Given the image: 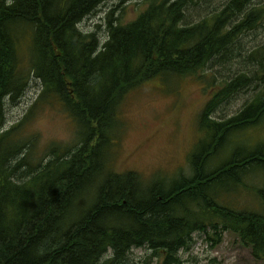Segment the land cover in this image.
<instances>
[{"label": "trees", "instance_id": "1", "mask_svg": "<svg viewBox=\"0 0 264 264\" xmlns=\"http://www.w3.org/2000/svg\"><path fill=\"white\" fill-rule=\"evenodd\" d=\"M108 1L0 0V264H125L141 247L157 264H181L180 252L209 229L233 233L264 259V139L238 142L239 133L264 131V88L218 117L253 82L264 86V45L249 54L252 76L207 75L259 27L264 4L227 0L197 16L201 0H147L135 20L111 17L103 42L78 26ZM187 77L212 80L188 172L115 171L128 95L151 79L168 88ZM33 78L37 101L60 102L76 125L71 143L43 155H33L38 139L25 131L30 115L5 126L7 103Z\"/></svg>", "mask_w": 264, "mask_h": 264}, {"label": "rangeland", "instance_id": "2", "mask_svg": "<svg viewBox=\"0 0 264 264\" xmlns=\"http://www.w3.org/2000/svg\"><path fill=\"white\" fill-rule=\"evenodd\" d=\"M226 1H199L203 9L197 16H203L208 12L207 8L220 7ZM146 2L147 0H110L78 27L85 33H97L101 41L105 42L111 17L122 18L125 23L135 20ZM254 2L264 4V0ZM262 45L264 19L259 22V27L247 31L241 37L239 44L234 46V54L229 61L209 65L207 75L216 76L218 80L215 83L235 77L243 71L252 76L258 69V64L250 61L249 54ZM211 85V79L187 77L167 88L160 78H155L135 88L128 95L122 109L124 130L116 150L115 171H135L145 179H151L158 173L169 177L176 176L181 171L187 173L188 156L200 138L198 117L210 97ZM256 87L260 90L264 88L253 82L248 88L250 91L243 90L224 103L219 108L218 117L227 119L238 112L256 95ZM41 91V83L33 78L24 97L6 105V128L21 123L30 115L25 123V131L27 136L38 139L33 155H43L52 143H71L76 132L75 122L60 102L37 101ZM258 132L250 129L239 133L238 142L240 145H247L242 141L247 139L248 144H254L256 140H263L264 131L261 134ZM251 199V196L244 194L239 202L249 205ZM216 235L218 234L214 229L196 233L190 248L180 252L181 264H264V259H255L250 248L244 246L238 236L230 232ZM149 250L148 247L134 248L126 256L125 264H145L149 258V264H157L152 257L153 252Z\"/></svg>", "mask_w": 264, "mask_h": 264}]
</instances>
